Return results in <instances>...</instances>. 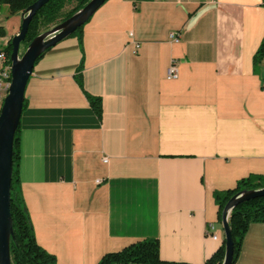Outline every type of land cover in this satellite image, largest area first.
I'll return each instance as SVG.
<instances>
[{
	"label": "crops",
	"instance_id": "crops-1",
	"mask_svg": "<svg viewBox=\"0 0 264 264\" xmlns=\"http://www.w3.org/2000/svg\"><path fill=\"white\" fill-rule=\"evenodd\" d=\"M10 16L16 34L22 13ZM262 45L264 0H106L44 53L26 87L18 176L57 264H99L142 239L159 240L163 261L204 264L223 245L217 194L264 177ZM234 264H264L263 223H250Z\"/></svg>",
	"mask_w": 264,
	"mask_h": 264
},
{
	"label": "trees",
	"instance_id": "trees-1",
	"mask_svg": "<svg viewBox=\"0 0 264 264\" xmlns=\"http://www.w3.org/2000/svg\"><path fill=\"white\" fill-rule=\"evenodd\" d=\"M36 0H0L2 5H8L11 15L23 13ZM90 0H50L34 16L26 37V45L41 32L43 28L49 29L56 24L72 16L77 10L85 6ZM68 5L73 7L66 11ZM84 26V25H83ZM80 27L74 34L82 31ZM0 35L6 36V30L0 27ZM7 58L10 61L12 52L11 41L6 46ZM44 53L39 57V59ZM264 57V47L255 56L258 63ZM38 59V60H39ZM37 60V62H38ZM36 62V63H37ZM93 109L98 115H101V101L97 98H90ZM24 102V107H25ZM1 108V106H0ZM19 131L15 135L14 143V169L11 187V212L15 231V241H11V255L13 264H57V259L53 254L47 252L37 241L33 223L25 203L19 184L18 163L20 159L19 152ZM264 187V177L260 175H251L239 180L232 189L219 192L217 202L219 205V215L222 218V212L229 199L236 193L244 189H258ZM259 221L264 224V197L255 198L238 204L231 212L230 226L235 243L234 262L239 257L241 245L245 234L248 231L251 222ZM225 256V243L210 257L204 264H222ZM114 263H133V264H186L163 261L160 257V243L158 239L137 240L124 249L104 255L99 264Z\"/></svg>",
	"mask_w": 264,
	"mask_h": 264
},
{
	"label": "water",
	"instance_id": "water-1",
	"mask_svg": "<svg viewBox=\"0 0 264 264\" xmlns=\"http://www.w3.org/2000/svg\"><path fill=\"white\" fill-rule=\"evenodd\" d=\"M50 0H36L22 13L18 33L9 41L12 44V80L8 94L0 108V264H13L11 241H15V231L11 212V187L14 169L15 135L21 123L25 92L39 57L58 42L74 34L96 13L106 0H90L72 16L41 32L21 51L30 24L38 12ZM264 197V187L244 189L233 195L222 212L225 256L222 264H233L235 243L230 226L232 210L240 203ZM133 264V263H114Z\"/></svg>",
	"mask_w": 264,
	"mask_h": 264
},
{
	"label": "built area",
	"instance_id": "built-area-1",
	"mask_svg": "<svg viewBox=\"0 0 264 264\" xmlns=\"http://www.w3.org/2000/svg\"><path fill=\"white\" fill-rule=\"evenodd\" d=\"M171 38L174 41L179 40V36L176 33H171ZM6 46L0 48V106H2L4 98L8 94L11 80H12V64H7L5 62V55H7ZM179 76L178 65L175 60H172L168 70L167 78L168 79H177ZM211 236L215 240H219V235L214 231V224H210Z\"/></svg>",
	"mask_w": 264,
	"mask_h": 264
},
{
	"label": "rangeland",
	"instance_id": "rangeland-1",
	"mask_svg": "<svg viewBox=\"0 0 264 264\" xmlns=\"http://www.w3.org/2000/svg\"><path fill=\"white\" fill-rule=\"evenodd\" d=\"M73 7V5H68L66 7V11L70 10ZM0 23L1 26H5L8 30L9 36L14 35L15 31L18 29L17 27V20L10 16V14L4 12L2 15H0ZM46 28H43L42 31H45ZM8 43V39H4L0 37V48L5 47V45ZM27 45L26 42H22L21 44V51H24L26 49Z\"/></svg>",
	"mask_w": 264,
	"mask_h": 264
},
{
	"label": "bare ground",
	"instance_id": "bare-ground-1",
	"mask_svg": "<svg viewBox=\"0 0 264 264\" xmlns=\"http://www.w3.org/2000/svg\"><path fill=\"white\" fill-rule=\"evenodd\" d=\"M5 62H7V64H12L11 59L8 61L7 55H5Z\"/></svg>",
	"mask_w": 264,
	"mask_h": 264
}]
</instances>
